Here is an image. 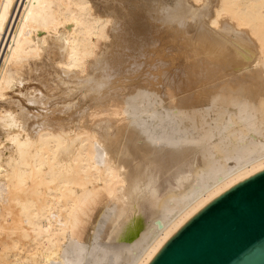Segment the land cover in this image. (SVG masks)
<instances>
[{
    "label": "bare ground",
    "instance_id": "obj_1",
    "mask_svg": "<svg viewBox=\"0 0 264 264\" xmlns=\"http://www.w3.org/2000/svg\"><path fill=\"white\" fill-rule=\"evenodd\" d=\"M220 160L264 162V0H0V264H104Z\"/></svg>",
    "mask_w": 264,
    "mask_h": 264
},
{
    "label": "water",
    "instance_id": "obj_2",
    "mask_svg": "<svg viewBox=\"0 0 264 264\" xmlns=\"http://www.w3.org/2000/svg\"><path fill=\"white\" fill-rule=\"evenodd\" d=\"M135 183L110 222L104 264H264V162L211 165L154 196Z\"/></svg>",
    "mask_w": 264,
    "mask_h": 264
}]
</instances>
